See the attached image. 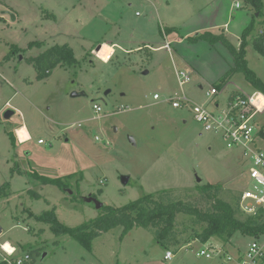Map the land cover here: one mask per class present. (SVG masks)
<instances>
[{
  "label": "rangeland",
  "instance_id": "1",
  "mask_svg": "<svg viewBox=\"0 0 264 264\" xmlns=\"http://www.w3.org/2000/svg\"><path fill=\"white\" fill-rule=\"evenodd\" d=\"M73 1L0 3V108L17 91L12 100L17 108L5 106L0 113V186L9 181L14 190L11 196L0 198V242L19 241L28 251L17 256L29 253L31 264H217L197 255L204 243L197 233L204 224L187 214H178L175 234L166 246L158 242L155 228H134L121 239L122 229L117 227L94 239L92 249L70 234L56 235L49 224L27 215L28 210L39 214L55 207L61 222L77 226L95 218L99 204L122 206L145 192L164 203L182 200L207 211L213 200L208 198L210 189L206 192L203 187L211 185V193L218 189V197L245 220L250 214L241 208V196L251 183L248 164L238 159L239 151L227 148L219 135L203 132L191 111L174 108L166 101L181 92L174 66H184L179 56L172 53L171 58L160 50L151 60V50L141 44L136 43L140 48L135 51L129 47L115 50L106 42L97 49V41L133 37L132 41L138 42L148 36L160 40L168 26L179 29L177 36L168 39H180L205 29L220 31L212 26L228 22L231 41L239 48L241 38L237 36L258 11L247 0H101L97 10L89 5L90 0H85V8L80 5L84 0H75V10H69ZM261 3L263 13L264 0ZM41 7L54 11L58 20L47 18L45 26ZM13 15L17 19L13 20ZM64 29L67 32L60 34ZM57 33L59 36H52ZM36 40H46V46L33 45ZM88 40L97 46L84 49ZM56 42L72 46L79 63L60 64L50 76L39 80L26 57L36 56ZM186 44L189 42L174 46L183 50ZM203 44L196 45L198 54L193 59L207 78L205 91L214 83L212 78L222 80V71L230 66L233 56L223 44L215 51ZM251 44L247 47L248 66L264 81V56ZM18 46L30 50L13 54ZM7 54H11L10 61L3 60ZM228 84L249 94L255 89L241 72ZM183 91L196 102L206 100V91L200 90L195 80ZM73 92L85 94L73 97ZM155 93L160 94V100L154 99ZM220 100L223 105L227 94ZM95 103L102 108L99 113L93 108ZM121 106L127 110L119 112ZM9 110L14 113L7 118ZM257 120L263 125L264 115ZM23 122L31 127L33 140L13 147L9 131ZM17 132L22 141L29 139L26 126ZM96 134L102 142L95 139ZM39 139L44 143H38ZM259 144L264 149V139ZM34 171L61 178L66 190L41 184L31 176ZM31 188L42 197H33ZM253 239L236 233L227 245L245 250ZM223 242L213 236L206 244ZM168 250L175 254L170 260L164 258Z\"/></svg>",
  "mask_w": 264,
  "mask_h": 264
},
{
  "label": "trees",
  "instance_id": "2",
  "mask_svg": "<svg viewBox=\"0 0 264 264\" xmlns=\"http://www.w3.org/2000/svg\"><path fill=\"white\" fill-rule=\"evenodd\" d=\"M4 0H0L3 2ZM253 4L256 11L261 14L262 3L261 0H247ZM256 22L253 19L249 25L242 31L241 44L238 47L231 42V40L222 31L215 33L210 30L197 35H190L186 37L189 43H196L200 40L206 41L211 45L217 43L223 44L234 58V64L226 72L222 79V84H225L232 76L241 72L249 84L256 90L264 93V81L256 75L248 66L247 60V47L250 43V37L255 30ZM174 27L168 28L167 32H173ZM39 45V43H32ZM254 49L264 56V37L259 36L253 40ZM16 51V52H14ZM22 51L17 47L13 49L12 53ZM13 53V54H14ZM11 54L6 56L9 59ZM37 71V78L39 80L45 79L50 76L53 70L60 64L73 66L79 63L74 55V50L68 44L62 46L55 45L37 57L28 59ZM219 87H221L219 85ZM12 144H17V138L13 133H9ZM41 184H54L62 190H66V183L61 178H49L42 176L36 172L32 173ZM68 178V177H67ZM10 183L6 182L0 186V198L9 195ZM211 185L204 186V191L208 193V198L213 200L210 210L204 211L190 203L182 200L164 203L163 201L154 198L152 193H143L136 200H132L122 206L102 205L99 214L88 221H85L77 226H69L61 222L56 213V208L53 207L44 210L39 214H34L30 211L29 216L35 217L38 221L45 222L50 225L53 233L60 236L62 234H70L75 239L79 240L87 248L92 249L94 239L101 236L114 228L121 227V239L131 232L134 228H155L157 240L160 244L165 245L166 242L174 236L176 219L178 214H187L192 216L196 221L204 224L201 232L197 233V238L201 242H206L213 236L219 237L225 243L229 242L232 236L236 233H241L248 236H260L264 234V209L260 208L257 213L248 215L245 220L237 216L234 207L218 197V189L215 193H211ZM33 197L40 198L38 192L30 191ZM97 197V196H95ZM166 246V245H165ZM0 264H5L4 262ZM25 264H31L25 263Z\"/></svg>",
  "mask_w": 264,
  "mask_h": 264
},
{
  "label": "built area",
  "instance_id": "3",
  "mask_svg": "<svg viewBox=\"0 0 264 264\" xmlns=\"http://www.w3.org/2000/svg\"><path fill=\"white\" fill-rule=\"evenodd\" d=\"M235 6L239 8L241 3L236 2ZM258 34L264 37V27L258 30ZM170 45L165 44L161 48L170 49ZM146 47L154 49L150 45ZM190 79V75L185 71L177 73L181 92H176L168 99V102L174 108H185L191 111L195 121L205 130L220 135L229 148L239 151L238 159L248 164L247 175L251 178L249 188H245L242 192L241 208L250 215L255 214L260 208L264 209V149L259 144V140L264 139V124L261 125L257 120V116L264 115V93L257 90L252 94L240 91L227 96L226 102L222 105L220 96L223 91L211 85L206 90V100L196 102L183 91V87L189 83ZM153 97L155 100L161 99L159 93H155ZM6 104L9 105V103ZM94 109L98 113L102 111L97 103L94 104ZM117 110L126 111L127 107L121 106ZM16 136L18 142L22 143L17 131ZM96 138L103 141L99 137ZM39 142L44 141L39 139ZM262 236L264 234L254 236L245 250L227 245L228 242L206 244L207 240L201 243L202 246L197 255L205 257L208 261L214 260L217 264H264V237ZM7 243L8 241L0 242V250L3 253L0 263L25 264L31 260L29 253L17 256L18 247L9 242L10 248H7L5 247ZM174 256L175 254L168 250L164 258L170 260Z\"/></svg>",
  "mask_w": 264,
  "mask_h": 264
},
{
  "label": "crops",
  "instance_id": "4",
  "mask_svg": "<svg viewBox=\"0 0 264 264\" xmlns=\"http://www.w3.org/2000/svg\"><path fill=\"white\" fill-rule=\"evenodd\" d=\"M32 1H34V0H32ZM90 1H92V2H90L89 3V5H92L93 7H95L96 8V10L98 9V5H99V1H101V0H90ZM74 2V3H73ZM72 2V7L71 8H68L69 10H75V8L76 7H74L73 5L75 4V0ZM237 2H239L240 3V1H237ZM0 3H3L4 5H8L9 6V3H10V0H4L3 2H0ZM236 3V2H235ZM81 6H84V8L85 7H87L86 6V1L84 0V2L83 3H81L80 4ZM39 11H40V16H41V22H44L45 23V26H47L48 27V25L46 24V20H47V18H52L54 21H57L58 19V16H57V14L54 12V11H52V12H50V10H47V9H45V7H41V8H39ZM12 12V11H11ZM5 15H8V13H6V12H3ZM68 14H70V13H68ZM255 22H256V25H255V30H254V33H253V35L250 37V43H249V45L251 44L252 46H253V40H254V38H256V37H259V34H258V30L261 28V27H264V12L262 13L261 12V14H259V12H256L255 13ZM3 18H5V17H3ZM18 18H19V16H18ZM13 20H15V19H17V16H15L14 15V18H12ZM20 19V18H19ZM81 22H82V20H81ZM222 25H224V29L222 30L221 28H220V26H222ZM249 25V24H248ZM212 27H214V29H218V27H219V30L220 31H213V32H215V33H221L222 31L225 33V35L230 39V40H232V38H231V35H230V31H229V29H228V22H226V23H224V24H221V25H213ZM247 27V26H246ZM168 28H171V27H169L168 26ZM175 28V30L173 31V32H167V34H166V32L164 31V29L162 30V31H164V36H163V38L162 39H160V40H154V38H149V36H148V38H143V39H141V40H139L138 42H135V41H132V38L133 37H129V38H127V39H125V40H98L97 41V45L99 46V45H101L102 43H109V44H111V45H113L114 46V49L115 48H117V49H119V47H120V49L119 50H125L127 47H129V49L131 50V51H133L134 49H136L140 44V46H144L145 48H147V49H149V50H151L150 51V53L152 54V56H151V60L152 59H154V53L155 52H158V51H160V50H165V51H167V53H169L170 55H171V58H172V53H176L177 54V56H179V59L181 60V63L184 65L183 67H176V64L174 63V60H173V63H174V66H175V75H176V79H177V73L179 72V71H185V72H187L189 75H190V81H189V83L190 82H192L193 80H195L196 82H197V86H198V88L200 89V90H202V91H204V89H206L205 88V84L207 83L206 81V77L204 76V74L202 73V70L200 69V67H198V65L196 64V61L193 59V56L195 55V54H198V52L197 51H195V49L198 47V46H196V45H199L200 46V44H205L206 46H205V48H208L207 50H213V51H215V48H217V45H219V44H221V43H217V44H215V45H211L210 43H208V42H206V41H203V40H200V41H198V42H196V43H189V44H186V45H184V47H183V50L181 49V50H179V49H177L175 46H174V44L175 43H178V44H183L184 42H186L187 40H186V37L188 36L187 34L185 35V36H182V37H184V38H180V39H177V38H175V37H173V38H169L168 39V36L170 35H176V34H178L179 33V29H177L176 27H174ZM48 29V28H47ZM206 30V29H205ZM207 30H209V29H207ZM211 31V30H210ZM65 32H67V30H65L64 29V31H63V33H60V34H65ZM203 32V31H202ZM201 32V33H202ZM49 33V30L46 32V34H48ZM59 33H57V34H55V35H52V36H59L58 35ZM200 34V33H199ZM163 35V34H162ZM177 36V35H176ZM238 37V39L239 38H241V34L239 33V35L237 36ZM188 42V41H187ZM232 42V41H231ZM30 43V42H29ZM29 43H28V45H29ZM33 43H39V46L41 45V47H45L46 46V40L44 41V40H36L35 42L33 41ZM136 43L137 44H139V45H136ZM233 43V42H232ZM65 44H68V43H65ZM94 45V42H92V41H90V40H88L87 41V47L86 46H84V49L85 48H89L90 47V45ZM165 44H171L170 45V49H167V48H161L163 45H165ZM204 44H203V46H204ZM234 44V43H233ZM28 45H27V47H28ZM55 45H59V46H62V45H64V44H60L59 42H56L55 44H53L52 46H50V47H48V48H46L45 50H43V51H41L38 55H34V56H28V57H26L27 58V60L29 59V58H31V57H37V56H39L40 54H42L44 51H46L47 49H49V48H51V47H53V46H55ZM69 45V44H68ZM92 45V46H93ZM97 45H94V46H97ZM146 45H150L151 47H153L154 49H150V48H148V47H146ZM156 45V46H155ZM70 46V45H69ZM190 46H196V47H194V48H190ZM19 47V46H18ZM21 48V47H19L22 51H24V49H26L27 51L28 50H30V48ZM72 47V46H71ZM73 48V47H72ZM138 48H140V47H138ZM137 48V49H138ZM156 48H158V49H156ZM220 48H222V47H220ZM254 48V47H253ZM192 49V50H191ZM116 50V49H115ZM226 50V49H225ZM224 49H223V51H225ZM135 51V50H134ZM115 52V51H114ZM18 54H21V51H19V52H17ZM114 54V53H113ZM8 55V54H7ZM7 55H5L4 56V58H3V60H5V61H10L11 60V58L9 59V60H7L6 59V56ZM113 57V56H112ZM23 59H24V56L22 57ZM78 60V59H77ZM232 60V63L230 64V66H228V67H226L223 71H222V73L225 71V73H224V75L226 74V72L230 69V67L234 64V58H232L231 59ZM229 62V61H228ZM2 66V65H1ZM224 75H223V77H224ZM2 77H4V76H2ZM36 77H37V73H36ZM233 77V76H232ZM5 78V77H4ZM197 78V79H196ZM222 78V77H221ZM210 79V78H209ZM219 79V80H218ZM218 79H214V78H212V82H214L213 84H210L209 85V87L212 85V86H216L217 88H220L222 91H223V93L224 94H227V96H231V95H234L235 93H238V92H240V91H243V92H245L244 90H239V89H231L230 87H229V84H228V82L230 81V80H228L225 84H222V80L220 81V78H218ZM223 79V78H222ZM178 81V80H177ZM9 83H11V82H9ZM188 84V83H187ZM219 85L221 86V87H219ZM13 88L16 90V88L13 86ZM206 91V90H205ZM204 91V92H205ZM254 91H255V89H254ZM258 91V90H257ZM261 92V91H260ZM78 93H80V92H78ZM222 93V94H223ZM247 93V92H246ZM263 93V92H262ZM249 94V93H248ZM17 96V91H15V93H14V95L11 97V98H9L3 105H2V107L0 108V113H1V110L6 106V107H11V108H17L16 106H14L13 104H12V100H13V98H15ZM79 96V95H78ZM73 97H75V96H73ZM166 101L168 102V99H166ZM6 103H9V105H7ZM93 108H94V105H93ZM18 110H19V113H21V110L18 108ZM95 110V109H94ZM14 112L12 111V114H13ZM98 113V112H97ZM99 116V115H98ZM97 116V117H98ZM201 125V124H200ZM23 126H26L27 127V129H28V133H29V139L27 140V141H23L22 143H19L18 142V139H17V144L14 146V145H12L13 147H17V148H19L20 146H23V145H25V144H27V143H29L30 141H32L33 140V136H32V129H31V127L30 126H28V124L27 123H25V122H23L20 126H18V127H15L14 128V131H12V130H10L9 131V133H13L14 135H15V137L17 138V136H16V131H17V129L18 128H20V127H23ZM202 126V125H201ZM202 131L203 132H208V133H211V132H209V131H207V130H205L204 128H203V126H202ZM215 134V133H214ZM216 135H218V134H216ZM220 136V135H219ZM96 137H99L100 139H103V138H101L99 135H95V139L96 140H98ZM221 137V136H220ZM222 138V137H221ZM101 141V140H100ZM102 142V141H101ZM107 142V144H109L108 143V141H106ZM12 143V142H11ZM38 143H40L39 142V140H38ZM44 143V142H43ZM43 143H40V144H43ZM227 146V145H226ZM227 148H229L228 146H227ZM229 149H231V148H229ZM233 150H237V149H233ZM238 155H239V153L237 154V158H238ZM35 172V171H34ZM34 172H32V173H34ZM20 174H23L24 172H22V171H20L19 172ZM37 173V172H36ZM15 174V172H13V174H11L12 175V178H13V175ZM9 182V181H8ZM6 183V182H5ZM10 183V188H9V195L8 196H11L12 195V193L14 192V190L12 189V183L11 182H9ZM3 185V184H2ZM25 190H27L26 188H24ZM25 190H23V191H25ZM30 191H33V189L31 188L30 190H29V193H30ZM40 194V193H39ZM41 195V194H40ZM7 196V197H8ZM24 210H26V209H24ZM31 210H28V218H31L30 216H29V212H30ZM33 212V211H32ZM34 214H36V213H34ZM32 229V228H31ZM28 231H31L29 228H28ZM1 232H2V229H1ZM4 241H9V240H4ZM10 242V241H9ZM13 245H16L17 247H18V250H19V252L18 253H20V252H22V251H25V252H27L28 250H23L24 249V247L25 246H23L19 241H13V242H11ZM3 256V253H2V251L0 250V259H1V257Z\"/></svg>",
  "mask_w": 264,
  "mask_h": 264
},
{
  "label": "water",
  "instance_id": "5",
  "mask_svg": "<svg viewBox=\"0 0 264 264\" xmlns=\"http://www.w3.org/2000/svg\"><path fill=\"white\" fill-rule=\"evenodd\" d=\"M13 18H14V15H13ZM85 93L84 92H80V93H78V92H73L72 93V96H78V95H84ZM12 115V111L11 110H9V111H7L6 113H5V117H10ZM126 180V179H125ZM199 180H201V178L200 177H198V181ZM101 205L102 204H99L98 206L99 207H101ZM0 233H1V229H0Z\"/></svg>",
  "mask_w": 264,
  "mask_h": 264
},
{
  "label": "bare ground",
  "instance_id": "6",
  "mask_svg": "<svg viewBox=\"0 0 264 264\" xmlns=\"http://www.w3.org/2000/svg\"><path fill=\"white\" fill-rule=\"evenodd\" d=\"M100 46V45H99ZM99 46L97 47V49L99 48ZM7 245V248H10V243L8 241V243L6 244Z\"/></svg>",
  "mask_w": 264,
  "mask_h": 264
},
{
  "label": "snow or ice",
  "instance_id": "7",
  "mask_svg": "<svg viewBox=\"0 0 264 264\" xmlns=\"http://www.w3.org/2000/svg\"><path fill=\"white\" fill-rule=\"evenodd\" d=\"M5 247H7V245H5Z\"/></svg>",
  "mask_w": 264,
  "mask_h": 264
}]
</instances>
